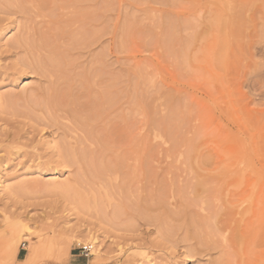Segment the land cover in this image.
Segmentation results:
<instances>
[{
    "label": "rangeland",
    "instance_id": "374dc122",
    "mask_svg": "<svg viewBox=\"0 0 264 264\" xmlns=\"http://www.w3.org/2000/svg\"><path fill=\"white\" fill-rule=\"evenodd\" d=\"M85 2L0 0V260L12 239L9 264L32 245L34 264H240L213 218L212 251L186 234L215 211L264 224V0ZM23 35L63 57L59 86ZM105 90L107 116L76 124Z\"/></svg>",
    "mask_w": 264,
    "mask_h": 264
},
{
    "label": "bare ground",
    "instance_id": "6f19581e",
    "mask_svg": "<svg viewBox=\"0 0 264 264\" xmlns=\"http://www.w3.org/2000/svg\"><path fill=\"white\" fill-rule=\"evenodd\" d=\"M86 0H84V2H85ZM88 1V0H87ZM86 1V2H87ZM91 1V0H90ZM85 2V3H86ZM71 3H72V1H71ZM70 3V4H71ZM84 3V4H85ZM73 4V3H72ZM77 4V3H76ZM77 5H79V4H77ZM71 6V5H70ZM78 9V8H77ZM85 12V11H84ZM78 13V12H77ZM80 14V13H79ZM83 14H85V13H83ZM78 15V14H77ZM85 16V15H84ZM86 16H87V14H86ZM89 16V15H88ZM92 16V15H91ZM88 19V18H87ZM222 19V18H221ZM88 20H91V18H89ZM216 23H217V21H216ZM90 27V26H89ZM33 30V29H32ZM223 31V30H222ZM87 33V32H86ZM27 34V33H26ZM25 34V36H27ZM28 34H29V32H28ZM31 34V33H30ZM33 34V33H32ZM90 33H89V31H88V35H89ZM94 34V33H93ZM39 35V34H38ZM80 35V34H79ZM84 35V34H83ZM24 35H23V38L21 39L20 38V40L18 41V43H20V44H24L25 46H27L30 50H31V54H33L34 56H35V63H34V65H32V67H34V68H36V69H38V70H41V72L43 71L44 73H46V75H47V78L49 77V79H51L52 81L54 80V83L55 84H57L58 83V86H59V82L60 81H62L63 82V80L64 79H66V75L68 74H65L64 73V71L62 70V63L63 62H65L64 60H63V57L60 55V53L55 49V50H51V51H49L48 52V49L49 48H47V51H46V48H45V45L44 46H42L41 47V45L40 46H38V44H36L35 42H33L31 39H29L28 37H25ZM33 36H34V34H33ZM82 36V35H81ZM87 36V35H86ZM90 36H91V34H90ZM89 36V39L91 38ZM79 37V36H78ZM30 38H32V36L30 37ZM74 38L75 37H73V40H74ZM44 39V38H43ZM72 39V38H71ZM79 39V38H78ZM81 39V38H80ZM84 39H87L86 37L85 38H83V40ZM89 39H87V40H89ZM35 40V39H34ZM45 40H47V38L45 39ZM86 40V41H87ZM41 41H43V40H41ZM72 41V40H71ZM76 41V40H75ZM93 41V40H92ZM45 42V41H44ZM74 42V41H73ZM47 43H49V42H47ZM19 44V45H20ZM75 44L77 45V43L75 42ZM18 45V46H19ZM23 45V46H24ZM48 45V44H47ZM50 46V45H49ZM53 46H55V45H52V47ZM51 47V46H50ZM59 47V46H58ZM29 49H28V51H29ZM51 49V48H50ZM221 50V49H220ZM30 54V53H29ZM63 54H65L64 52H63ZM32 55V56H33ZM65 55H67V54H65ZM29 56V55H28ZM70 57V56H69ZM68 57V58H69ZM66 58V57H65ZM68 60V59H67ZM27 62V61H26ZM32 63V62H31ZM31 63H29L30 65H31ZM29 64H27V65H29ZM28 66V67H31V66ZM65 65V63L63 64V66ZM69 65V64H68ZM36 69H35V71H36ZM34 70V69H33ZM37 70V71H38ZM100 70V69H99ZM67 71V69L65 70V72ZM96 71H98V70H96ZM68 72H69V70H68ZM70 73V72H69ZM43 74V73H42ZM97 74H98V72H97ZM95 75H96V73H95ZM94 75V76H95ZM99 75V74H98ZM102 75V74H101ZM94 76L93 77H90V78H94ZM98 77H100V75L98 76ZM102 77H104V76H102ZM68 78V77H67ZM89 78V79H90ZM84 79V78H83ZM95 79V78H94ZM93 79V80H94ZM96 79H98V78H96ZM99 80H100V78H99ZM86 81V80H85ZM66 82V81H65ZM50 84H51V82H50ZM49 84V85H50ZM54 84V86H56ZM63 84V83H62ZM52 85V84H51ZM108 88V87H107ZM91 89V88H90ZM47 90V89H46ZM48 90H49V88H48ZM55 90V89H54ZM102 90H104V89H102ZM107 90V89H106ZM101 91L102 92V94H101V100L103 101V102H101L100 104H95L94 102H93V106L91 105V107H90V105H89V110H91L92 111V113L90 112V114L88 113V115H86L85 117H83L81 114H79V113H76L75 111V113L73 114V117H72V119L74 120V122L76 123V124H78V125H80V124H83V125H85V126H90V123H91V121H98V120H100V119H103L104 118V116H107V115H105V113H106V110H107V107H109L108 106V104H110V103H108L107 101H108V91ZM53 91V90H52ZM56 91H58L57 90V88H56ZM110 91V90H109ZM54 92V91H53ZM62 93H63V90L61 91ZM88 93H89V91H87ZM91 92V91H90ZM93 92V91H92ZM47 94H48V91L46 92ZM65 93V92H64ZM87 93V94H88ZM50 94V93H49ZM89 95V94H88ZM98 95V94H97ZM110 95V94H109ZM55 96H56V94H55ZM55 96H53V97H50L49 99H48V107L45 105V104H43V105H45L47 108H49L50 110L51 109H55V108H57L58 107V105H57V102H56V97ZM91 96H93V95H91ZM45 97V96H44ZM46 98V97H45ZM88 98V97H87ZM91 98V97H90ZM97 98H98V96H97ZM62 99H64V97L62 98ZM92 99V98H91ZM90 99V100H91ZM111 99V98H110ZM109 99V100H110ZM76 100H77V98H76ZM96 100V99H95ZM78 101V100H77ZM76 102V101H75ZM39 104H41V103H39ZM82 105V104H81ZM85 105V104H84ZM44 107V106H43ZM45 108V107H44ZM81 108H83L82 110L83 111H87L88 110V107L86 108V106H85V108H84V106L82 105V107ZM110 108H111V106H110ZM78 110H79V108H78ZM82 110H80V111H82ZM56 111V110H55ZM48 112H49V110H48ZM54 112V111H53ZM85 113H87V112H85ZM48 114H50V112L48 113ZM107 114V113H106ZM100 123V122H99ZM81 126V125H80ZM93 128V127H92ZM84 134V133H83ZM84 136H86V135H84ZM88 136V135H87ZM91 137H93L92 135H90ZM88 139V138H87ZM86 140V139H85ZM69 147V146H68ZM82 151V150H81ZM74 152V151H73ZM71 153H72V151H71ZM82 153H84V151L82 152ZM75 154V153H74ZM85 154V153H84ZM92 154V153H91ZM81 155V154H80ZM87 155H89V154H86V156ZM82 156H85V155H83L82 154ZM74 157V156H73ZM79 157H81V156H79ZM98 158H100L99 156H98ZM80 159H84V158H80ZM101 159V158H100ZM86 160H87V158H86ZM85 160V161H86ZM97 161H99V160H97ZM96 161V162H97ZM87 162H89V161H87ZM86 162V163H87ZM85 163V162H84ZM88 165H89V163H88ZM96 166H98V164H95ZM96 168V167H95ZM205 183H207V182H204V183H200L197 187H195L194 188V191H195V189H196V194H197V196L198 195H202V193H205V192H210L209 190L210 189H208V186H207V184H205ZM210 183V182H209ZM256 188V187H255ZM253 192H251V194H252ZM206 194V193H205ZM208 194V193H207ZM254 194V193H253ZM203 196V195H202ZM217 196V195H216ZM215 196V197H216ZM234 196V195H233ZM199 197V196H198ZM217 198V197H216ZM236 198V197H235ZM234 198V199H235ZM242 201V200H241ZM240 201V202H241ZM232 203H233V201H232ZM247 203V202H246ZM234 204V203H233ZM245 205V204H244ZM187 209V208H186ZM185 209V210H186ZM188 211V210H187ZM185 213V212H184ZM184 213H182V214H184ZM194 213V212H193ZM221 213V212H220ZM231 214H233V213H231ZM242 214V213H241ZM179 215V214H178ZM171 216V215H170ZM189 216V215H188ZM195 216V215H194ZM211 217L208 219V216H207V220H205V219H203V218H201V216L199 217V218H196V219H193V220H189V221H192V223H189V225L190 224H192V228H193V232H191V233H187L186 234V236H187V239H189V240H192V241H196L197 242V244H198V246H196V247H198L197 248V253H199V254H201V253H203V252H209L210 250L212 251V248H214L215 247V245H214V241H215V239H214V237H216L217 235H219L220 233H210V232H207V231H204V228H203V230L201 229V227L204 225V223H205V226H207L208 224L207 223H209L210 221H208V220H210V219H214L215 220V222H216V225L218 226V228L219 229H221V230H226V231H230V230H232V231H234V233H232V239H231V241L233 242V244H237L238 246L240 245L241 246V250H242V256L241 257H245V258H242V260H241V262H240V264H264V255H259V256H255L254 258H252L251 256H249L250 255V252H251V245H252V237L253 236H255V238L256 239H258V241H256V242H259L260 244H263L264 243V224L263 223H261V225H259V227H257V232L258 233H252L253 232V230H250V228L249 227H247L246 225L244 226V225H241V223H242V221H240V224H239V226L238 227H232L233 226V219H231L230 218V215L229 214H227L226 213V215H220L219 213H217L216 211L215 212H213V214H211L210 215ZM173 217V216H172ZM180 217V219L182 218L181 216H179ZM184 217V216H183ZM186 218V217H185ZM174 219V218H173ZM177 219V218H176ZM179 219V220H180ZM191 219V218H190ZM237 219V218H236ZM205 221H207V222H205ZM211 221H213V220H211ZM178 222V221H177ZM187 222V221H186ZM185 222V223H186ZM207 224V225H206ZM210 224H212V223H210ZM209 224V225H210ZM214 224V223H213ZM259 224H260V222H259ZM215 225V226H216ZM210 227V226H209ZM24 229H25V227H22V231L24 232ZM213 229V228H212ZM212 229L210 230L211 232H212ZM215 229V228H214ZM209 231V230H208ZM214 231V230H213ZM216 231V230H215ZM220 231V230H219ZM261 231V233H259ZM217 234V235H216ZM223 234V233H222ZM225 234H228V233H225ZM22 237H26L27 239H29V237H28V235H23ZM228 237V236H227ZM227 237H226V239H227ZM223 239H225V235H223ZM191 241V242H192ZM190 242V243H191ZM186 243H188V242H186ZM194 243V242H193ZM46 244V243H45ZM88 245H91V244H88ZM96 245H98L99 246V243L97 242V241H94L93 242V244L91 245L92 246V255H98V253H97V251H96ZM188 245H190V244H188ZM194 245V244H193ZM33 246V245H32ZM31 246V248H29V251H30V254L24 259V260H22L20 263L21 264H34L35 263V259H37L36 257H37V255H38V249H40V248H36L35 246L34 247H32ZM201 247L202 248H206V250H203V249H201ZM258 247H260V246H258V244H257V248ZM3 249H6V253H4L3 255L5 256V258H3V259H1L0 260V264H9V259H16V257H17V252H18V249L14 246V243H13V241H12V239H9L8 241H7V243H6V248H3ZM192 250V249H191ZM196 250V249H195ZM17 260V259H16ZM219 264H224L223 263V261H219Z\"/></svg>",
    "mask_w": 264,
    "mask_h": 264
},
{
    "label": "built area",
    "instance_id": "2783aa9c",
    "mask_svg": "<svg viewBox=\"0 0 264 264\" xmlns=\"http://www.w3.org/2000/svg\"><path fill=\"white\" fill-rule=\"evenodd\" d=\"M81 255L84 258H90L92 256V246L91 245H83L79 247Z\"/></svg>",
    "mask_w": 264,
    "mask_h": 264
},
{
    "label": "crops",
    "instance_id": "0c3cea01",
    "mask_svg": "<svg viewBox=\"0 0 264 264\" xmlns=\"http://www.w3.org/2000/svg\"><path fill=\"white\" fill-rule=\"evenodd\" d=\"M71 264H82L81 261L74 259Z\"/></svg>",
    "mask_w": 264,
    "mask_h": 264
}]
</instances>
